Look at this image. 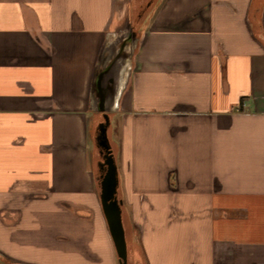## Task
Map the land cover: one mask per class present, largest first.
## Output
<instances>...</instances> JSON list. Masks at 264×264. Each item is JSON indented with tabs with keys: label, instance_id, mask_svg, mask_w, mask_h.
I'll use <instances>...</instances> for the list:
<instances>
[{
	"label": "crops",
	"instance_id": "crops-1",
	"mask_svg": "<svg viewBox=\"0 0 264 264\" xmlns=\"http://www.w3.org/2000/svg\"><path fill=\"white\" fill-rule=\"evenodd\" d=\"M135 22L107 129L134 264H264V0H0V264H118L91 85Z\"/></svg>",
	"mask_w": 264,
	"mask_h": 264
},
{
	"label": "water",
	"instance_id": "water-1",
	"mask_svg": "<svg viewBox=\"0 0 264 264\" xmlns=\"http://www.w3.org/2000/svg\"><path fill=\"white\" fill-rule=\"evenodd\" d=\"M129 32L130 33H128L125 38V42H121L122 45L117 49V52L113 54L109 60L102 59L100 65L96 69L91 85V98L94 111L102 113L103 119V121L96 126L98 132L96 139L99 146L105 152L102 164L106 168L104 175L97 183L98 197L118 264H127V246L121 219L122 201L117 198V167L107 137V129L110 124L108 112L111 106L114 105L120 70L131 52V40H135L131 28Z\"/></svg>",
	"mask_w": 264,
	"mask_h": 264
},
{
	"label": "rangeland",
	"instance_id": "rangeland-1",
	"mask_svg": "<svg viewBox=\"0 0 264 264\" xmlns=\"http://www.w3.org/2000/svg\"><path fill=\"white\" fill-rule=\"evenodd\" d=\"M151 15H152V11L150 9L149 10H146V11H143L142 16H141L142 17L141 20H143L144 18H149V17L151 18ZM124 16H125V14H124V12H122L121 13V17H119V19H123ZM126 17H125V19H128L129 16L126 15ZM125 19H124V21H125ZM124 21H122V24H124L123 23ZM132 25H133L132 31L135 32L134 36H135V38H137V37L140 36V34H142L143 29L142 30H139L138 27L136 28L137 22H135V24H132ZM120 28H122V27H120ZM102 121H103V119H102ZM110 129H111L110 136L112 137L111 138L112 139V143L115 146H117V144H118V133H119V129L117 128L116 125L114 126V124H112V126H111ZM115 146L113 147V146L110 145L114 159H115L116 151H117V149H116ZM90 147H91V144H90ZM95 159H96V154H93V155L90 154V155H88V161H87L88 167H90V169H92V170H93L92 162L95 161ZM94 178H95V176H94ZM95 180H96V178H95ZM97 183H98V181H96V185H97ZM97 188H98V186H97ZM119 197H120V195H119V190H118V192H117V198L119 199ZM121 211H122V209H121ZM133 258L134 257L132 256V253L131 252H128V250H127V264H134Z\"/></svg>",
	"mask_w": 264,
	"mask_h": 264
},
{
	"label": "flooded vegetation",
	"instance_id": "flooded-vegetation-1",
	"mask_svg": "<svg viewBox=\"0 0 264 264\" xmlns=\"http://www.w3.org/2000/svg\"><path fill=\"white\" fill-rule=\"evenodd\" d=\"M101 122H102V120L99 121L98 124L101 123ZM97 134H98V132H97V130L95 128L92 145H93V154H96V159H95V161L92 162V166H93V172L95 174V178L99 182L101 180L102 176L104 175V173L106 171V168L102 164L103 163V159L105 157V152L99 146V143H98V141L96 139Z\"/></svg>",
	"mask_w": 264,
	"mask_h": 264
},
{
	"label": "trees",
	"instance_id": "trees-1",
	"mask_svg": "<svg viewBox=\"0 0 264 264\" xmlns=\"http://www.w3.org/2000/svg\"><path fill=\"white\" fill-rule=\"evenodd\" d=\"M148 9H150V8H148Z\"/></svg>",
	"mask_w": 264,
	"mask_h": 264
}]
</instances>
